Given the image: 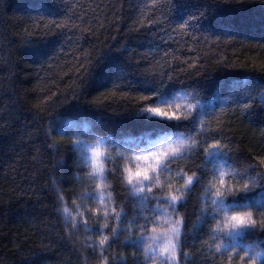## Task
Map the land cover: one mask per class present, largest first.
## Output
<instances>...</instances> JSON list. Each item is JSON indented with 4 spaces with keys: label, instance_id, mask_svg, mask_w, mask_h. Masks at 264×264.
<instances>
[{
    "label": "trees",
    "instance_id": "obj_1",
    "mask_svg": "<svg viewBox=\"0 0 264 264\" xmlns=\"http://www.w3.org/2000/svg\"><path fill=\"white\" fill-rule=\"evenodd\" d=\"M172 2L169 10L165 0H0V264H104L105 257L110 264H145L142 246L124 242L126 232L117 238L109 229L104 235L110 243L103 247L95 231L85 233L95 240L90 246H84L81 228L69 236L71 226L57 211V188L68 205L84 203L91 228L103 221V206L83 157L66 142L50 147L45 130L69 119L87 123V129L62 130L65 141L74 135L104 139L110 153L106 193L124 208L121 226L135 217L136 231L142 224L150 229L154 215L161 214L154 212L156 200L142 204L122 184L123 167L146 138L191 135L197 122L150 116L141 111L148 103L194 104V112L211 121L206 127L220 128L215 138L223 137L231 148L227 156L205 157L202 147L211 139L201 133V148L171 160V171L161 173L164 190L168 177L182 168L200 176L186 202L178 204L185 217L182 248L190 253L180 256V264H228L229 259L239 264L238 254L228 255L231 236L213 231L222 212L212 211L209 181L221 166L234 184L264 172L259 164L264 156V0ZM189 16L197 22L179 29ZM148 19L160 22L149 25ZM59 23L64 27L57 28ZM157 90L151 100L139 99ZM246 92L255 99L242 112L234 105L248 102ZM180 93L183 100L176 99ZM221 108L226 110L217 115ZM154 191L163 203L162 191ZM225 205L229 211L251 209L259 219L264 179L258 178L250 191L227 197ZM220 240L227 250L209 248ZM236 240L241 248L264 250L259 228Z\"/></svg>",
    "mask_w": 264,
    "mask_h": 264
},
{
    "label": "snow or ice",
    "instance_id": "obj_2",
    "mask_svg": "<svg viewBox=\"0 0 264 264\" xmlns=\"http://www.w3.org/2000/svg\"><path fill=\"white\" fill-rule=\"evenodd\" d=\"M155 3L156 0H153ZM169 10L175 7L172 0H165ZM203 15V13H201ZM198 17L189 16L184 23H180L177 27L181 30L185 29L189 22H197ZM160 22L158 19H148L149 25ZM139 23L144 24L143 14ZM57 28L64 27L63 23L56 25ZM80 68L87 71L83 65ZM80 69H78L79 71ZM159 90L150 92L149 95L140 94L139 99L142 101H149L153 96H158ZM248 97V102H238L234 106L238 107L242 112L249 109L254 101L255 97L250 96L247 92L244 93ZM195 105L192 103H176L174 106L171 103H148L141 109L142 112L147 113L153 117H159L167 121H187L195 120L197 122L196 131L194 134L185 135L179 133L175 139L171 136L167 140H160L159 143L150 151L133 152L131 158L133 160L148 161L152 163L146 167H140L136 171L127 165L123 167L121 173V182L130 189V192L141 197V203L144 204L150 197L156 200L155 210H159L161 214L154 215L151 223L153 226L148 229L145 225H139V231H136L135 217L127 222L126 227L121 225L124 222V216L126 215L123 206H115V200L112 192H107L111 186V182L108 179L109 172L106 167V158H110V153L107 147L102 145L99 138L95 141H89L81 138L79 135L72 136L71 139L65 141V136L62 130L57 131L51 124L46 128L45 135L48 136L53 143L50 147H59L61 142H66L73 147V151L79 153L83 157V161L90 169L87 172V177L95 184V194L99 197V204L103 206L102 216L103 221L99 224L98 228H89L87 220H84L85 231H99L101 233L99 237V245L103 247L107 243H110L109 235H104L106 231L110 229L113 237H119L120 232H126L127 235L124 238V242L134 246L143 248V254L145 257V264L151 261V264H180V256H189L190 253L186 252L182 248L184 237V225L185 217L180 213L178 204L182 201L186 202L187 193L191 187L200 180L198 171L193 170L190 173L183 168L174 173L173 176H169L167 183V190L165 184L161 180V173L163 171H171L167 168V163L171 160L185 158L187 154L193 153L195 150L201 148V143L197 137L201 133L206 134L211 142L205 140L202 147V151L205 157H214V153H221L227 156L231 152L229 144L223 143V137L220 139L215 138L219 133L220 128L206 127L211 121L206 120L203 114L194 112ZM226 109L221 108L220 115ZM219 126L220 121H216ZM53 132H57V135L53 136ZM187 162V161H186ZM58 164L62 163V160L57 161ZM259 164L264 165V156L259 157ZM195 168H199L200 165H194ZM254 166L249 164L248 168L251 169ZM116 169H111V174L115 175ZM79 175V174H77ZM228 172H226L221 166L218 174L209 181V190L211 191L212 205L216 206L212 208L214 212H222V219L216 220L213 226L214 232L223 233L231 236V250L228 252L229 257L232 255H239V264H264V250H258V246L244 245L243 248L237 243V236H243L247 231H254L257 228L264 230V215H261L259 219L255 218V213L251 210H228L225 205V199L229 196H236L238 193L247 192L257 186L258 178L264 179V172H257L256 176H252L245 179L242 183H232L226 179ZM176 179L182 180V183H176ZM160 189L163 194L164 202L161 203V196L157 195L154 191ZM58 200L63 201L64 196L62 192L57 188ZM106 193V194H105ZM92 196V193L88 194ZM95 198V196H92ZM79 207L76 201H73ZM146 207V204L144 205ZM205 209H202L204 211ZM143 211V208H142ZM93 213H99L100 209H92ZM84 212L80 210L78 214L74 215L70 222L66 221V224H70L69 236L72 231L78 229L80 226L79 217H83ZM147 221L149 218L144 216ZM110 220H114L115 223H110ZM160 234L165 238V243L162 248L153 247V242L159 239ZM209 239H215L214 236H210ZM203 244H208V241H203ZM224 242L218 241L216 244H209V248H215L217 252L227 250L223 248ZM104 264H110L109 258H104ZM228 264H232L229 259Z\"/></svg>",
    "mask_w": 264,
    "mask_h": 264
},
{
    "label": "rangeland",
    "instance_id": "obj_3",
    "mask_svg": "<svg viewBox=\"0 0 264 264\" xmlns=\"http://www.w3.org/2000/svg\"><path fill=\"white\" fill-rule=\"evenodd\" d=\"M184 94L180 93L176 96V99L177 100H183L184 99ZM174 106V105H173ZM83 130L87 129V123L85 122H77V121H74V120H69V119H64V120H60L57 124H56V128L58 131L59 130H65V129H68V128H71V129H81ZM178 134H161V135H157L156 137H148L144 140V142L140 145H138L133 152H139V151H150L152 150L158 143L160 140H167V138L169 136H171L173 139L176 138ZM100 142L102 143V145H104V139H99ZM133 152L129 155V158H128V162H127V166L130 164V163H134V161H132L130 158L133 154ZM89 169V168H88ZM90 171V169H89ZM95 185V184H94ZM133 194V193H132ZM136 195V194H134ZM77 204L80 205V208L81 210L84 212V209L83 208H86L84 203H78ZM76 204H72L71 206L68 205L69 207H73L75 206ZM85 214L83 217H79V220H80V226L78 227L79 229L81 228V230H79L78 232H81V237H82V241L84 242V246H90V245H93L95 243V240L92 236H88L86 235L85 233L88 232V231H85V227H84V223L83 221L85 220ZM89 227V226H88ZM91 228V226L89 227ZM77 230V229H76ZM74 230V231H76ZM91 232V231H90ZM97 233V235H101V233L99 231H95Z\"/></svg>",
    "mask_w": 264,
    "mask_h": 264
},
{
    "label": "clouds",
    "instance_id": "obj_4",
    "mask_svg": "<svg viewBox=\"0 0 264 264\" xmlns=\"http://www.w3.org/2000/svg\"><path fill=\"white\" fill-rule=\"evenodd\" d=\"M134 163H130L128 166L133 169V171H136L140 167H146L150 163H152L151 160L148 161H141V160H133L130 158ZM81 210L80 205L79 207L77 205L73 207H69L66 202L61 201L60 208L57 209V211L61 214V216L68 222L71 221L74 215L78 214V212ZM165 243V238L162 234H160L159 239L155 242H153V247H160L162 248Z\"/></svg>",
    "mask_w": 264,
    "mask_h": 264
}]
</instances>
